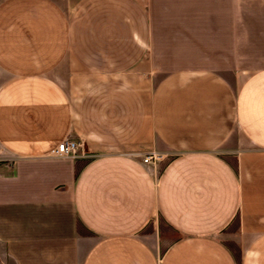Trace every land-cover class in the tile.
<instances>
[{
	"label": "crops",
	"instance_id": "1",
	"mask_svg": "<svg viewBox=\"0 0 264 264\" xmlns=\"http://www.w3.org/2000/svg\"><path fill=\"white\" fill-rule=\"evenodd\" d=\"M0 153V264H264V0H0Z\"/></svg>",
	"mask_w": 264,
	"mask_h": 264
},
{
	"label": "built area",
	"instance_id": "2",
	"mask_svg": "<svg viewBox=\"0 0 264 264\" xmlns=\"http://www.w3.org/2000/svg\"><path fill=\"white\" fill-rule=\"evenodd\" d=\"M49 155L64 156V157H84V142L81 139H69L62 140L53 150L50 151ZM161 154H156L154 152L146 153L142 156V162L155 163L162 159Z\"/></svg>",
	"mask_w": 264,
	"mask_h": 264
},
{
	"label": "rangeland",
	"instance_id": "3",
	"mask_svg": "<svg viewBox=\"0 0 264 264\" xmlns=\"http://www.w3.org/2000/svg\"><path fill=\"white\" fill-rule=\"evenodd\" d=\"M0 155H1V153H0ZM1 157V156H0ZM1 159V158H0ZM4 160H2V162H4V163H6V164H11V162L13 161V158L11 157V158H7V157H4L3 158Z\"/></svg>",
	"mask_w": 264,
	"mask_h": 264
},
{
	"label": "trees",
	"instance_id": "4",
	"mask_svg": "<svg viewBox=\"0 0 264 264\" xmlns=\"http://www.w3.org/2000/svg\"><path fill=\"white\" fill-rule=\"evenodd\" d=\"M77 171L79 170L78 167H76Z\"/></svg>",
	"mask_w": 264,
	"mask_h": 264
}]
</instances>
